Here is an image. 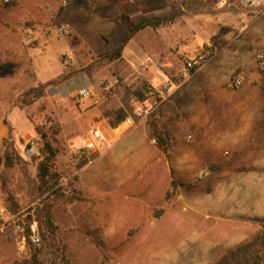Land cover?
Segmentation results:
<instances>
[{"label":"rangeland","instance_id":"374dc122","mask_svg":"<svg viewBox=\"0 0 264 264\" xmlns=\"http://www.w3.org/2000/svg\"><path fill=\"white\" fill-rule=\"evenodd\" d=\"M231 6L237 15L229 17L217 0H0V208L8 210L0 216V264H32L35 243L15 221L26 218L40 232L36 209L47 196L69 264H214L262 232L264 16ZM161 15L171 19L140 30L111 59L129 34L124 16ZM248 49L256 66L226 69ZM204 50L211 56L203 68L186 71L187 59ZM168 78L179 88L140 118L153 98L140 101L134 90ZM49 81L43 97L24 104ZM81 87L91 95L79 104ZM95 124L106 129V147L80 159ZM229 131L240 134L239 148L224 140ZM249 134L259 137L253 150L243 145ZM32 140L41 145L26 153ZM48 141L56 152L52 189L34 199L20 165L6 168V145L37 180ZM254 169L259 183L244 181ZM7 171L18 212L2 189Z\"/></svg>","mask_w":264,"mask_h":264},{"label":"trees","instance_id":"16d2710c","mask_svg":"<svg viewBox=\"0 0 264 264\" xmlns=\"http://www.w3.org/2000/svg\"><path fill=\"white\" fill-rule=\"evenodd\" d=\"M126 22L129 25V34L123 40L121 45L117 48L116 52L111 56L112 60L120 59L123 56V52L129 41L133 36L147 27H158L166 23L169 16H153V17H142L138 22H134L127 16H124ZM261 71L264 72V67H261ZM55 83V81H49L43 83L37 87L30 89L24 96V104H31L34 101L40 99L46 94L47 87ZM148 83L142 84L134 90V94L140 101H145L147 96L142 91ZM9 127V135L12 133V126L6 122ZM9 135L6 139H9ZM161 139L163 137L161 136ZM13 145V142L10 143ZM10 145H6L5 151V166L8 170L14 168L16 165H20L21 171L24 175V179L28 185L32 186V198H37L45 195L52 185L50 162L56 156V152L53 149L51 142L46 143V148L50 151V154L39 164L38 178L33 179L29 173L28 166L26 164L25 157L21 154L16 155L15 150L8 148ZM55 176V175H53ZM2 189L7 196V201L12 212H18L21 209L20 200L16 194V191L9 187V181L11 180L10 171L1 175ZM58 183L60 181H57ZM48 196L42 200L43 206L36 209L37 218L40 225V235L42 241L40 244H34L32 251V264H44L42 259L43 254H47V264H69L68 258L64 254V250L61 246L59 238V226L56 223L52 205L48 201ZM214 264H264V223L262 232L251 239L250 241L238 246L236 249L226 253Z\"/></svg>","mask_w":264,"mask_h":264},{"label":"built area","instance_id":"2783aa9c","mask_svg":"<svg viewBox=\"0 0 264 264\" xmlns=\"http://www.w3.org/2000/svg\"><path fill=\"white\" fill-rule=\"evenodd\" d=\"M9 1V0H6ZM231 0H217V4L219 7L223 8L230 3ZM237 4L249 11L254 12L258 16H264V0H236ZM68 5V0H63V6ZM61 29L68 32V27L66 24H62ZM211 53L209 51H202L198 53L196 56L189 58L185 63L186 71L194 72L201 68L210 58ZM264 64V61L262 62ZM243 83L242 78L237 77L234 79L233 84L236 87H240ZM179 88L178 83L172 78H168L163 84L158 86H153L151 84H147L143 88V92L147 96L146 100L153 101L145 108H142L139 111L140 118L151 116L155 112H159L160 108L170 99V97L176 92ZM91 95L89 87H81L78 89L76 93V100L79 104H81L85 99L89 98ZM135 123L134 119L129 117L125 121V125L132 126ZM107 144V136L104 127L101 124H95L91 130L88 138L85 140L83 146H81L77 150V155L80 159H85L91 157L94 153L101 152L105 149ZM41 143L38 140H32L28 142L26 153H33L36 147L40 146ZM71 189H69L70 191ZM7 211L6 209L0 208V216L3 215V212ZM11 219H15L17 214H11ZM15 226L17 231L24 234V240L27 238L31 239L35 244H40L42 241V237L39 231L34 228L32 225L26 222V218L18 219L15 221ZM28 228L30 230L28 231Z\"/></svg>","mask_w":264,"mask_h":264},{"label":"crops","instance_id":"0c3cea01","mask_svg":"<svg viewBox=\"0 0 264 264\" xmlns=\"http://www.w3.org/2000/svg\"><path fill=\"white\" fill-rule=\"evenodd\" d=\"M233 3L237 4L236 0H231L227 6L223 7L226 10L227 16H229V17L237 15L235 13V11H232L233 9H232L231 5ZM243 54H244V59L233 60V61L228 60V62H227L228 67H226V69L230 70V71H237V70L241 69L244 72V71L250 70L251 65L256 66V59L254 58V51L252 49H248L247 51L245 50ZM192 57H194V56H192ZM226 61L227 60H224V62H226ZM202 68H203V66L199 69H202ZM247 75L248 74H244L242 78H245ZM155 85H157V84H155ZM145 102H148V100H145ZM165 105H166V103L163 105L162 109L165 107ZM2 133H3L2 134L3 136L6 135V131H3ZM227 133L228 134L223 136L224 140L228 143V145H230V147L239 148L242 145V143L240 142V139H239L240 134L232 132V131H229ZM255 137H257V138L255 139ZM258 138L259 137L256 136V134H254V135L249 134L247 136V138L244 139L243 145H245L246 147H250V149L253 150L256 148L257 144L259 143L257 140ZM257 167L260 168V162L257 163ZM243 178H244V181L246 180L247 182H252L254 184H258L260 179H261V176H260L259 172L254 169L252 172H250L246 176L244 175ZM253 215L259 217L261 215V213L259 211H253Z\"/></svg>","mask_w":264,"mask_h":264}]
</instances>
